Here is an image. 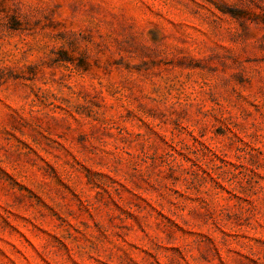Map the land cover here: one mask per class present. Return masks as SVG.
<instances>
[{
  "label": "rangeland",
  "instance_id": "1",
  "mask_svg": "<svg viewBox=\"0 0 264 264\" xmlns=\"http://www.w3.org/2000/svg\"><path fill=\"white\" fill-rule=\"evenodd\" d=\"M0 264H264V0H0Z\"/></svg>",
  "mask_w": 264,
  "mask_h": 264
}]
</instances>
